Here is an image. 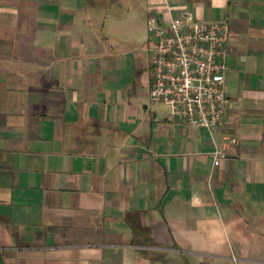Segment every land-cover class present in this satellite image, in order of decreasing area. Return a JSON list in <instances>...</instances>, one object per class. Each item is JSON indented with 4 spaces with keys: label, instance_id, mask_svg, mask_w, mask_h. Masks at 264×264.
<instances>
[{
    "label": "crops",
    "instance_id": "crops-1",
    "mask_svg": "<svg viewBox=\"0 0 264 264\" xmlns=\"http://www.w3.org/2000/svg\"><path fill=\"white\" fill-rule=\"evenodd\" d=\"M185 12L230 27L219 161L151 102ZM0 264H264V0H0Z\"/></svg>",
    "mask_w": 264,
    "mask_h": 264
},
{
    "label": "built area",
    "instance_id": "built-area-1",
    "mask_svg": "<svg viewBox=\"0 0 264 264\" xmlns=\"http://www.w3.org/2000/svg\"><path fill=\"white\" fill-rule=\"evenodd\" d=\"M152 56V105L167 103L177 121L216 129L224 141L216 145V161L226 159L239 140L225 128L228 44L230 27L223 23L197 21L190 12L182 20L172 18L156 32Z\"/></svg>",
    "mask_w": 264,
    "mask_h": 264
}]
</instances>
